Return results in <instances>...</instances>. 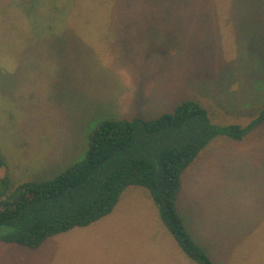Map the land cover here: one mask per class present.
<instances>
[{
  "label": "rangeland",
  "instance_id": "obj_1",
  "mask_svg": "<svg viewBox=\"0 0 264 264\" xmlns=\"http://www.w3.org/2000/svg\"><path fill=\"white\" fill-rule=\"evenodd\" d=\"M186 99L220 127L262 113L264 0H0V157L12 188L81 160L104 119H152ZM176 208L213 264H264V121L210 142ZM0 264L196 263L148 191L130 186L109 215L39 248L0 241Z\"/></svg>",
  "mask_w": 264,
  "mask_h": 264
},
{
  "label": "trees",
  "instance_id": "obj_2",
  "mask_svg": "<svg viewBox=\"0 0 264 264\" xmlns=\"http://www.w3.org/2000/svg\"><path fill=\"white\" fill-rule=\"evenodd\" d=\"M263 121L264 110L245 126H216L206 109L187 99L152 119L106 118L88 134L81 160L51 180L13 188L0 157V241L39 248L53 236L98 222L112 212L127 187L139 186L148 191L181 252L196 264H213L176 208L183 173L218 136L238 141Z\"/></svg>",
  "mask_w": 264,
  "mask_h": 264
}]
</instances>
